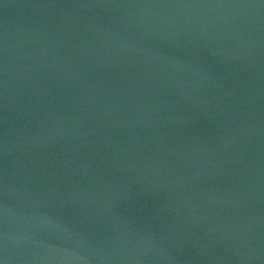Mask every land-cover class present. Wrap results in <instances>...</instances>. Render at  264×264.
Masks as SVG:
<instances>
[{"label":"water","instance_id":"95a60500","mask_svg":"<svg viewBox=\"0 0 264 264\" xmlns=\"http://www.w3.org/2000/svg\"><path fill=\"white\" fill-rule=\"evenodd\" d=\"M0 264H264V0H0Z\"/></svg>","mask_w":264,"mask_h":264}]
</instances>
